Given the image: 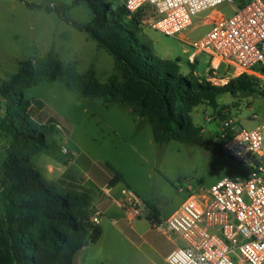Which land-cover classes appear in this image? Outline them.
I'll use <instances>...</instances> for the list:
<instances>
[{"label": "rangeland", "instance_id": "rangeland-1", "mask_svg": "<svg viewBox=\"0 0 264 264\" xmlns=\"http://www.w3.org/2000/svg\"><path fill=\"white\" fill-rule=\"evenodd\" d=\"M27 1L61 3L67 7L68 16L82 24L90 22L93 16L87 1ZM240 2L241 0H235L236 4ZM122 4L123 0L114 1L115 8ZM215 9L224 14L232 13V6L228 2L200 12L194 17L193 26L185 32L188 39H197L209 29V13ZM153 14L151 6L139 11L143 32L150 41L153 52L174 61L180 57V71L188 73L191 68L190 57L195 48L179 35H167L149 26L148 20ZM96 44L87 32L63 20L55 12L30 8L22 0H0V85L17 72L22 59H36L51 47L59 52L64 63L76 60L79 71L90 67L96 69L99 80L103 83L115 71L114 59L104 48L96 47ZM195 59V73L200 78L209 76L207 54L197 53ZM24 92L32 102V117L38 122L53 121L57 126L56 130L46 133L48 146L31 155L32 163H44L55 158L63 162L67 158H76L68 139V130L74 127V136L92 157L109 158L124 171L130 182L126 186L139 196L132 185L139 191L150 194V198L145 200L149 211L142 215L145 220L142 227L131 226L121 210L118 211L119 218L116 222L111 221L107 213L102 221V238L98 242L89 243L75 264H166L161 255L170 240L168 241L166 233L156 228V224L166 218L163 215L171 207L180 205L190 189L209 188L222 178L230 171L234 160L227 154L177 140L162 147H157L155 141L150 145L147 140L149 133L146 130H132L129 119L117 107L108 111L105 117L119 127L122 136L117 137L112 130H105L104 138L99 135L97 125L102 122L99 107H103L102 102L109 101L102 96H79L62 81L32 84L25 87ZM38 99L43 101L42 107H39ZM8 104L0 92V178L4 177L2 165L13 146L12 135L1 126ZM120 106L118 108H123ZM225 114L229 116L227 119L223 117ZM192 117L196 124L204 128L202 133L206 142H219L224 131L250 129L264 118V93L224 92L218 96L217 108L207 102L199 104L193 108ZM228 119L231 120L230 125L225 126L224 122ZM90 134H95L96 140ZM63 146H67L69 151L64 152ZM134 147L147 154L150 161L142 163ZM150 171L151 178L147 175ZM149 222L153 223L155 230H149L148 234L140 236L149 227ZM152 238L156 241V251L139 252L140 247L146 249V239L151 242ZM183 243L178 237L177 245Z\"/></svg>", "mask_w": 264, "mask_h": 264}, {"label": "trees", "instance_id": "trees-1", "mask_svg": "<svg viewBox=\"0 0 264 264\" xmlns=\"http://www.w3.org/2000/svg\"><path fill=\"white\" fill-rule=\"evenodd\" d=\"M22 1L31 8L55 12L87 32L115 62V71L102 83L96 69L79 71L76 60L64 63L51 48L36 59H22L17 72L0 85L9 102L1 126L13 138L2 165L4 177L0 178V264H74L79 250L100 239L102 227L91 221L88 190L63 187L46 178L32 163L31 155L47 147L46 133L57 126L53 121L38 122L32 117V102L26 97L25 87L62 81L79 96H102L146 116L159 147L177 140L219 154H226L223 138L206 142L203 127L193 120V108L205 102L217 108L218 96L224 92L264 93V89L246 73L225 84H213L195 73L196 59L189 62V72L182 73L180 57L174 61L153 52L139 11L132 15L124 4L115 8V0H74L87 1L91 7L93 16L86 24L68 16L67 7L60 3ZM37 102L43 106L41 100ZM233 132L228 130L227 137ZM111 169L115 173L112 182L120 180L119 171ZM240 170L238 164L236 171Z\"/></svg>", "mask_w": 264, "mask_h": 264}, {"label": "built area", "instance_id": "built-area-1", "mask_svg": "<svg viewBox=\"0 0 264 264\" xmlns=\"http://www.w3.org/2000/svg\"><path fill=\"white\" fill-rule=\"evenodd\" d=\"M228 2L232 13H209V29L197 39L187 32L200 12ZM130 13L151 6L149 26L167 35H179L197 53L207 54L213 84L248 74L264 89V0H123ZM231 120H225L229 126ZM222 148L241 167L209 188L190 189L186 198L156 228L180 236L185 244L167 256L168 264H264V118L250 129L227 137ZM63 151L68 152L67 146ZM120 204L132 223L149 208L128 186L120 188ZM91 221L100 222L93 211Z\"/></svg>", "mask_w": 264, "mask_h": 264}, {"label": "crops", "instance_id": "crops-1", "mask_svg": "<svg viewBox=\"0 0 264 264\" xmlns=\"http://www.w3.org/2000/svg\"><path fill=\"white\" fill-rule=\"evenodd\" d=\"M24 2V1H23ZM34 2V1H33ZM39 3V2H37ZM45 3V2H44ZM58 3L53 2L51 3ZM26 4V3H25ZM61 4V3H60ZM63 5V4H62ZM29 7V6H28ZM31 8V7H30ZM37 8V7H36ZM43 9V8H41ZM45 10V9H43ZM46 11V10H45ZM220 11V10H218ZM49 12V11H47ZM221 12V11H220ZM97 43V42H96ZM96 47H99L98 44H96ZM54 48V47H51ZM55 49V48H54ZM56 50V49H55ZM57 51V50H56ZM59 54V52L57 51ZM60 56V54H59ZM79 63V61H78ZM114 68H115V62H114ZM42 101V100H41ZM43 102V101H42ZM99 103V102H97ZM103 107H99V113L100 117L102 118V122L97 123L100 132L99 135H103L105 138V130H112L113 133L117 137H121V131L119 130V127L116 126V124L111 123L109 120L106 119L105 115L108 111L113 109L114 107H117L116 109H121L120 112L125 115L131 124V129L135 130L137 132H140L142 130H146L147 133H149V139L148 143L152 145V142L155 141L154 134H153V126L150 122V120L146 116H139L133 113V110L131 106L123 103H111V102H102L101 103ZM121 105V106H120ZM118 106L123 108H118ZM258 124V123H257ZM105 128V129H103ZM204 130V128L202 129ZM149 131V132H148ZM68 139L69 143L72 149V153L76 155V158H67L63 162L60 161V159L55 158L54 160H46L44 163L42 162H33L34 166L38 168L42 174L53 181L58 182L63 187H70L75 189H86L91 194V206L90 208L93 211L100 212V215L102 214V218L100 219L99 224L102 227V235L100 239L103 236V226L102 221L104 217H106V214L108 213V218L116 222L118 220V211L122 210L121 204H120V188L121 186L125 185L129 182L127 176L125 175L124 171L120 169L117 165H115L112 161H110L107 157H97L94 158L88 151L83 149V145L80 144L78 139L74 136V127H71L68 130ZM111 133H108L110 135ZM90 136L96 140L95 134H90ZM154 143V142H153ZM157 147L158 144L156 143ZM48 146V143H47ZM134 150L139 153V158L142 161V163H148L150 161L147 154H144L140 150H138L137 147H134ZM238 163L234 160L232 166H230V171L226 173L225 175H232L233 173H236ZM141 167H144V165H141ZM111 168L116 169L119 171L121 175V179L115 182H112L113 178L115 177V173ZM150 178L152 176L151 171L147 174ZM224 175V176H225ZM130 183V182H129ZM132 188L144 198V200H147L150 198V194H148L146 191L142 192L139 191L138 188L134 187L132 185ZM176 207H171L164 217H167ZM149 211V210H148ZM148 211L143 212L137 219H135L132 223H130L131 226L137 225L138 227H142V223L145 221L142 218V215L144 213H148ZM159 219V217H157ZM150 231H154L155 227L153 226L152 222H149V227H147L144 231V233H140V236L143 234L146 235ZM165 233V232H164ZM168 241L170 242L167 244L166 248L163 249L162 252V261L163 263H167L166 256L175 248L182 246L185 244V242L182 245H177V238L180 237L176 234H168L166 233ZM181 238V237H180ZM100 239L98 241H100ZM182 239V238H181ZM151 242H148L146 239L147 247L146 249L139 248V252H154L156 251V241L154 238L151 239ZM183 240V239H182ZM97 241V242H98ZM184 241V240H183ZM89 245V244H88ZM86 245L81 250H79L75 255V261L74 264L77 263L80 260V257L82 256V251L88 247ZM80 255V256H79ZM79 256V257H78Z\"/></svg>", "mask_w": 264, "mask_h": 264}]
</instances>
